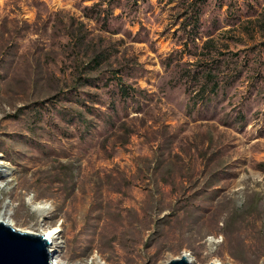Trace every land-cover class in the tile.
Instances as JSON below:
<instances>
[{"label":"rangeland","instance_id":"obj_1","mask_svg":"<svg viewBox=\"0 0 264 264\" xmlns=\"http://www.w3.org/2000/svg\"><path fill=\"white\" fill-rule=\"evenodd\" d=\"M1 160L69 264H264V0H0Z\"/></svg>","mask_w":264,"mask_h":264},{"label":"water","instance_id":"obj_2","mask_svg":"<svg viewBox=\"0 0 264 264\" xmlns=\"http://www.w3.org/2000/svg\"><path fill=\"white\" fill-rule=\"evenodd\" d=\"M50 241L0 222V264H52L47 246ZM166 264H191L186 255ZM207 264H218L209 262Z\"/></svg>","mask_w":264,"mask_h":264},{"label":"bare ground","instance_id":"obj_3","mask_svg":"<svg viewBox=\"0 0 264 264\" xmlns=\"http://www.w3.org/2000/svg\"><path fill=\"white\" fill-rule=\"evenodd\" d=\"M0 163H2V160L0 161ZM0 179L1 180H6L5 175H3L1 171H0ZM5 185H0V192L1 191L7 192L9 189H11V188H9V189L5 188L4 187ZM8 207L6 206V207H2L0 209V222L1 223L5 224V225H9V226L15 228L16 230H20L22 232H27V233H30V234H37V231L34 230V228H32V227H28V226H23L22 227V226H19L18 223L16 222L14 216H13L14 212L12 211V207H10V205ZM58 232H60L59 227L48 228V229H46L44 231L42 237H44L45 239H48V240H52V239H55V236H56V234ZM60 247L61 246L59 245V243H55L54 245L51 246V242H50V245L47 246L48 251L50 253H52V255H51V263L52 264H69V263L65 262L61 258V256H60L59 253L58 254H55V252L57 251V248H60ZM182 255H186L187 258H188V260L190 262L193 261V259H191V258L188 257L189 254L187 252L181 253L178 256V258L181 257ZM214 262L217 263V261H214ZM100 264H106V262L100 260ZM219 264H221V263H219Z\"/></svg>","mask_w":264,"mask_h":264}]
</instances>
